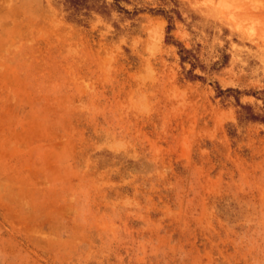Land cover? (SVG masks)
<instances>
[{
  "label": "rangeland",
  "instance_id": "obj_1",
  "mask_svg": "<svg viewBox=\"0 0 264 264\" xmlns=\"http://www.w3.org/2000/svg\"><path fill=\"white\" fill-rule=\"evenodd\" d=\"M87 4L0 0V264H264V0Z\"/></svg>",
  "mask_w": 264,
  "mask_h": 264
},
{
  "label": "trees",
  "instance_id": "obj_2",
  "mask_svg": "<svg viewBox=\"0 0 264 264\" xmlns=\"http://www.w3.org/2000/svg\"><path fill=\"white\" fill-rule=\"evenodd\" d=\"M90 0H65V3L67 4V7L72 10L75 13H78L79 11L83 10H89L90 8H93V5H88L87 3ZM116 1V0H115ZM98 10L103 11V7H96ZM101 11V12H102ZM167 32L170 30V26H167ZM182 52L181 49L179 53Z\"/></svg>",
  "mask_w": 264,
  "mask_h": 264
}]
</instances>
